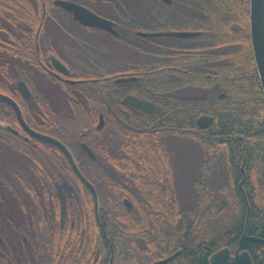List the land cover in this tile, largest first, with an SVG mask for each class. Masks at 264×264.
I'll use <instances>...</instances> for the list:
<instances>
[{
	"label": "trees",
	"instance_id": "trees-1",
	"mask_svg": "<svg viewBox=\"0 0 264 264\" xmlns=\"http://www.w3.org/2000/svg\"><path fill=\"white\" fill-rule=\"evenodd\" d=\"M199 1L189 12L170 11L169 20L163 18L161 8L153 11L161 20L154 25L134 22L126 27L124 18L117 19L120 36L116 38L122 45H133L136 30H194L199 34L192 37L193 43L154 44L150 52L141 50L144 58L127 57L125 65L111 70L91 67L74 45L59 44L57 56L64 62L74 58L75 63L70 62L72 77L85 81L66 91L80 114L63 116L57 112L56 135L93 184L99 218L105 227L108 223L115 227L118 221L127 236H137L139 233L133 234L137 230L141 236L146 229L151 231L154 256L180 250L169 264H210L209 256L222 247H229L233 254L245 232L262 241L243 240L241 248L249 252L253 264H264V99L250 45L249 0ZM19 3L22 8L17 18H12L10 10L6 15L5 8L0 7V90L2 79L19 78L10 69L21 57L33 58L38 43L34 31L44 28V20L29 17L24 2ZM49 7L69 14L53 5H47V12ZM39 8L35 12H43L40 3ZM193 12L198 15L193 17ZM105 75L111 77L88 81ZM126 76L138 78L114 82V78ZM193 89L201 93L183 92ZM128 92L152 102L153 108L120 106L119 113L102 108L101 98L113 109L110 102ZM89 103L103 112L100 129L96 128V114L82 112ZM7 108L0 100V113ZM202 114L213 117L207 128L196 123ZM51 148L56 177L61 173L67 178L78 197H73L70 204L73 261L99 263V257L80 260L75 256L76 239L83 236L85 227L88 254L98 252L96 239L101 235L95 223L92 194L60 150ZM181 161L186 176L184 188L178 182ZM123 198L132 208L123 203ZM110 237L114 243L113 235ZM113 264H121L116 254Z\"/></svg>",
	"mask_w": 264,
	"mask_h": 264
},
{
	"label": "flooded vegetation",
	"instance_id": "flooded-vegetation-1",
	"mask_svg": "<svg viewBox=\"0 0 264 264\" xmlns=\"http://www.w3.org/2000/svg\"><path fill=\"white\" fill-rule=\"evenodd\" d=\"M54 1L0 0V7L5 8L6 15H8L9 10L12 11V18L20 17L17 11L21 10L19 8L21 6L18 7V4H20L19 2H24L23 4L26 5L25 11L29 12V17H39V19L44 20L42 31L40 32L39 28L34 31V38L38 43L36 42L35 44L33 58L21 57L10 69L19 78L12 80L4 78L1 80L2 89L0 92L16 102L20 110V116H18L12 105L3 101L8 108L0 113V264H86L73 261L72 234L74 221L71 218L70 204L73 197L76 199L78 197L67 193L63 188L61 190L57 189V183H60L63 179L68 182L69 180L61 173L58 174V178L56 177L55 152L51 148L54 145L34 137L25 125L32 131L46 134L62 141L56 135L57 112L63 116H72L75 113L80 114L78 109L73 108L71 104L73 97L68 95L66 91L70 89L71 85L80 84L85 80L72 77L70 62L74 64V58L68 57L71 61L64 62L57 56L56 49L59 48V44H72L84 54L82 60L90 63L91 67H101L102 60L99 61L101 56H96L101 45L103 46L101 53L112 50L115 55L121 49L122 44L116 38L120 36L116 20L119 19V12L124 5L117 4L114 0H69L81 4L95 14L114 22V28L118 32L116 35L97 26L81 24L73 18L70 12L57 6ZM137 1L141 4L143 0ZM146 1V20L149 18L151 20L157 19L156 15H154L157 13L152 12L160 8L163 11V18L169 20L170 11L177 9L189 12L191 5L200 2L199 0H171L168 3L163 0ZM39 3L43 9V12L40 13L35 12L36 10H40ZM47 5L63 9L69 14L58 12L55 8L51 9V7H49L50 11L47 12ZM187 15L190 18L191 13ZM197 15L193 12V17ZM63 16H67V20L70 23L73 22L77 25L78 28L76 29L78 32L69 28L68 22L62 18ZM123 17L129 19L126 12L123 13ZM58 20L60 21L59 25L57 24ZM137 31L153 32L154 30H136L135 36L148 40L155 38L139 36ZM195 35L175 38H179L184 41L183 44H187L193 43L192 37ZM73 38H76L80 42V45L75 44L77 40L74 41ZM145 51L150 52L152 48ZM52 56L57 57L69 68V75L60 74L58 76V72L52 63ZM106 56L110 58L111 54L106 53ZM115 59H117V56ZM113 68L115 67L113 66ZM110 77V75H105L101 78L91 77L88 81H105ZM135 77L137 80L138 77ZM70 80H75V82H71ZM11 81L13 82L12 84ZM20 81L24 83L26 89L24 87L22 89L19 88L18 82ZM58 88L60 93L57 94ZM127 95L135 94L128 92L122 94L120 97H116L115 100L110 102L114 107L113 109H110V105L107 104L106 99L101 98V106L111 113H119L120 109L118 108L120 106L136 108L130 104L123 103L122 100ZM86 106L85 110H82L83 113L88 115L96 114L98 116L97 121H99L100 115L103 117V112L94 109L91 103L86 104ZM82 143L84 142H80V145ZM54 147L57 148L56 146ZM25 149H28V151ZM59 193L63 194L65 201L63 217L61 216ZM128 208H132V204ZM95 223L98 233L101 235L100 238L96 239L98 242V252L93 255L88 254L87 245L89 238L87 236L88 229L85 227L81 231L83 236L80 239H76L78 243L75 252L78 253H75V256L81 258L80 260L88 259V256L89 258L99 257L100 261L96 264H108L112 251V261L110 264H113L115 254L121 259V264H151L170 255L162 256L160 255L161 253H156V256H154L151 253L154 248V239L152 232L147 229L145 230V234H142L143 236L140 235L141 232H138V230L133 233L135 235L139 233L137 236H127L118 221H115V227L109 223L105 227L101 222L104 231L96 221V218ZM110 234L114 237L116 248L113 245L114 243ZM158 250L161 249L158 248ZM171 261L164 264H169Z\"/></svg>",
	"mask_w": 264,
	"mask_h": 264
},
{
	"label": "water",
	"instance_id": "water-1",
	"mask_svg": "<svg viewBox=\"0 0 264 264\" xmlns=\"http://www.w3.org/2000/svg\"><path fill=\"white\" fill-rule=\"evenodd\" d=\"M163 1L168 3L171 0H163ZM54 3L57 6L63 8L64 10L70 12L73 18L79 21L81 24L97 26V27L106 29L116 35L118 34V32L114 28V22L95 14L93 11H91L90 9L86 8L85 6L81 4H78L76 2L69 1V0H55ZM248 19H249V38H250L251 51H252L255 67L257 70L263 99H264V0H249ZM137 34L143 37H157V36L189 37V36L198 34V32L178 31V30L153 31V32L137 31ZM52 63L58 72V76H60V74L66 75V76L70 74L69 68L64 63H62L57 57L52 56ZM135 80H136L135 76H126V77H118L114 81L116 83H122L126 81H135ZM70 81L75 82V80H70ZM18 86L20 89H22L23 87L26 89L22 81L18 82ZM222 95L223 94H220V96ZM0 100L12 105V107L16 110L18 116H20V110L16 102L13 101L9 96L0 92ZM122 101L125 104H130L136 108L143 109V110H150L153 108L152 102L145 100V99H141L135 95H127L124 97ZM212 121H213V117L208 114H202L196 119V123L200 128H207L208 126L211 125ZM102 125H103V117L102 115H100V119L96 125V128L100 129ZM25 126L27 130L34 137L56 146L64 154L73 172L77 176L78 180L81 181L89 189L90 193L92 194L95 218L103 230V227L99 219V211H98L99 205H98L97 192L93 184L80 171L78 163L74 155L72 154L71 150L59 139L48 136L46 134L37 133L35 131H32L30 128H28L27 125ZM81 146L88 153V155H90L91 157H94L93 152L85 143H82ZM243 179L241 180V183ZM62 188L67 193L73 194L74 196L77 197V193H76L74 186L64 179L60 183H57V189L61 190ZM59 197H60V204H61V216L63 217L64 210H65V201H64V197L62 193H59ZM124 203L128 207L131 206V203L126 198L124 199ZM243 239L262 241L261 239H258L256 237L247 236L246 233L244 232L239 240V245L235 249L233 254L231 253V250L229 247H222L216 250L215 252H213L209 256V263L210 264H253V261L251 259L249 252L245 249H241V241ZM112 253L113 252L111 251L108 264H110V262L112 261ZM179 253H180V250H177L174 253L167 256L166 258L157 260L151 264L167 263L171 261L172 259H174L175 257H177Z\"/></svg>",
	"mask_w": 264,
	"mask_h": 264
},
{
	"label": "rangeland",
	"instance_id": "rangeland-1",
	"mask_svg": "<svg viewBox=\"0 0 264 264\" xmlns=\"http://www.w3.org/2000/svg\"><path fill=\"white\" fill-rule=\"evenodd\" d=\"M117 4H121L124 5L123 7H121V11L119 12V17L118 18H124L123 17V13L126 12L127 15L129 16V19H125L128 22H124L125 26L128 27L129 25H132L134 22H136L135 24H140L143 26H147V25H154L156 23H158V21H161L160 19H153L151 20L150 18L148 20H146V12L143 10H147L146 8V0H143L141 4H139V2L137 0H114ZM142 5V6H141ZM126 9V11H125ZM149 12V11H148ZM62 18L65 19L66 22H68L69 24V28L74 30L75 32H78L76 28L77 25L75 23H70L69 20H67V16H63ZM153 22H155L154 24H152ZM123 24V22H121ZM124 26V25H123ZM118 27V26H117ZM134 38L133 40V45H122L121 49L119 52H117L115 55L113 53L112 50L106 51V53L111 54V57L108 58L106 56V53H101V51L103 50V46L101 45V47H99V50L97 51L96 56L98 57L99 55L101 56L99 60H102L101 64L103 66L104 69L109 70L111 67H116L118 65H125L123 63L124 60H126V58H133V59H142L145 57V53L142 52L141 50L144 49H150L152 48V50H154V44L157 43H166V44H176V43H182L183 44V40H176L174 39L172 36H163V37H155L156 39H140L137 38L135 35L133 36ZM165 37V38H164ZM175 37V36H174ZM74 41H76V38H73ZM80 51V49H78ZM138 50V51H137ZM117 56V59H115ZM131 56V57H130ZM105 66V67H104ZM57 94L60 93L59 88L57 89ZM184 93L186 92H193V93H201L200 91H196V89H193V91H189V90H184ZM182 161L179 163L178 162V182L180 184L181 188H184L186 185V176L183 173V167H182Z\"/></svg>",
	"mask_w": 264,
	"mask_h": 264
}]
</instances>
